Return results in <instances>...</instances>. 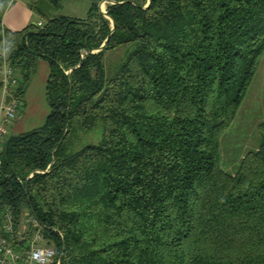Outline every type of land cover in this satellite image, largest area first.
<instances>
[{
    "label": "trees",
    "instance_id": "trees-1",
    "mask_svg": "<svg viewBox=\"0 0 264 264\" xmlns=\"http://www.w3.org/2000/svg\"><path fill=\"white\" fill-rule=\"evenodd\" d=\"M13 1L0 0V67L17 69L22 99L39 62L50 68L45 124L0 153L14 249H29L16 236L27 214L52 264H264V121L234 173L221 163L264 57V0L123 1L110 19L100 0L86 19L20 0L44 24L11 31Z\"/></svg>",
    "mask_w": 264,
    "mask_h": 264
},
{
    "label": "rangeland",
    "instance_id": "rangeland-1",
    "mask_svg": "<svg viewBox=\"0 0 264 264\" xmlns=\"http://www.w3.org/2000/svg\"><path fill=\"white\" fill-rule=\"evenodd\" d=\"M138 4V3H137ZM141 5H148L147 0H141ZM147 4V5H146ZM114 5V4H110ZM104 12H107L106 5H99ZM68 10V9H67ZM56 13V12H55ZM57 15V14H56ZM107 18V17H106ZM37 19L44 24V20L37 16ZM109 19V18H107ZM38 24V23H37ZM32 25V24H31ZM33 78V77H32ZM31 78V80H32ZM29 81L27 87L29 86ZM43 102V103H42ZM40 105L36 106L37 111L41 118H45L49 114V106L47 100H43ZM30 103L23 100L20 108V116L30 108ZM33 108V107H31ZM264 121V57L261 59L257 73L253 80V83L249 89L248 96L245 99L238 115L231 125V127L225 133L222 141L221 148V163L222 166L229 172L234 173L238 169V164L242 158L249 152L257 148L259 143L258 126ZM37 122V128L42 127L45 123L43 121ZM10 135V134H9ZM101 141V133H96L84 136L81 142V147L86 145H98ZM38 226L31 222V219L27 214L24 215L20 227L17 230L16 236L19 241L27 240L28 246L31 245L37 235L43 237V233ZM38 246L50 247L55 250L53 245L48 244L46 240L40 241Z\"/></svg>",
    "mask_w": 264,
    "mask_h": 264
},
{
    "label": "built area",
    "instance_id": "built-area-1",
    "mask_svg": "<svg viewBox=\"0 0 264 264\" xmlns=\"http://www.w3.org/2000/svg\"><path fill=\"white\" fill-rule=\"evenodd\" d=\"M39 27L43 23H38ZM21 78L17 69L13 68L6 59L0 67V153L10 136V129L20 117V108L23 99L19 96ZM35 225L36 221L31 219ZM14 233L12 215L7 212L3 216V224L0 228V264H52L56 252L53 248L42 247L37 244L43 240L37 235L29 249L17 251L7 238Z\"/></svg>",
    "mask_w": 264,
    "mask_h": 264
},
{
    "label": "crops",
    "instance_id": "crops-1",
    "mask_svg": "<svg viewBox=\"0 0 264 264\" xmlns=\"http://www.w3.org/2000/svg\"><path fill=\"white\" fill-rule=\"evenodd\" d=\"M123 1H134L140 4L141 0H100L99 5L104 4L107 7L112 3H121ZM147 2L149 3V0H147ZM91 5V0H63L59 11L56 13L54 12L52 16H66L77 19H86L88 17ZM39 22L41 21L37 19V15L31 11L25 2L20 0H14L3 17L4 27L11 31H21L29 25H35ZM49 73L50 68L48 63L45 61H40L37 71L33 76L29 86L26 88L23 97L25 103L27 100L28 103H30V106L33 108L30 107L26 113L19 117L16 123L11 127L10 135H20L27 133L37 129L38 121H41L40 123L46 121L45 118L40 117L36 106L40 105V103L46 99Z\"/></svg>",
    "mask_w": 264,
    "mask_h": 264
},
{
    "label": "water",
    "instance_id": "water-1",
    "mask_svg": "<svg viewBox=\"0 0 264 264\" xmlns=\"http://www.w3.org/2000/svg\"><path fill=\"white\" fill-rule=\"evenodd\" d=\"M130 3H132L133 5H135V6H138V7H141L140 5H138L136 2H134V1H129ZM112 4H117V3H112ZM150 5V0H149V3H148V5L147 6H144L143 8L144 9H146L148 6ZM100 12L105 16V17H107V18H109L110 19V17L107 15V12H104L103 10H102V8L100 7ZM112 21V20H111ZM112 26H113V30L115 29V24H114V22L112 21ZM105 47V43L102 45V47L98 50V51H96V52H99L100 50H102L103 48ZM92 53H95V52H92ZM72 71H70L68 74H70ZM51 167V166H50Z\"/></svg>",
    "mask_w": 264,
    "mask_h": 264
}]
</instances>
